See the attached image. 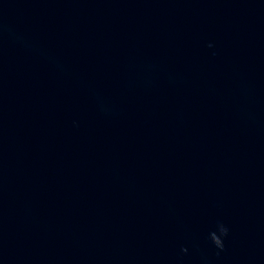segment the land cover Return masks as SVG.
<instances>
[{
  "label": "water",
  "instance_id": "1",
  "mask_svg": "<svg viewBox=\"0 0 264 264\" xmlns=\"http://www.w3.org/2000/svg\"><path fill=\"white\" fill-rule=\"evenodd\" d=\"M0 264H161L1 66Z\"/></svg>",
  "mask_w": 264,
  "mask_h": 264
},
{
  "label": "clouds",
  "instance_id": "2",
  "mask_svg": "<svg viewBox=\"0 0 264 264\" xmlns=\"http://www.w3.org/2000/svg\"><path fill=\"white\" fill-rule=\"evenodd\" d=\"M228 234V229L223 224L218 225V232L213 231L210 233V239L217 249H224V237ZM186 251V249H185Z\"/></svg>",
  "mask_w": 264,
  "mask_h": 264
}]
</instances>
